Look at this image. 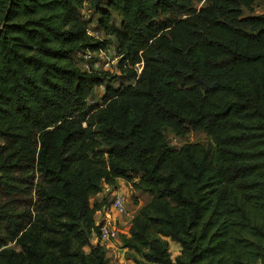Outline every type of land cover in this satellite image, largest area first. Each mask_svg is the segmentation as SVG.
<instances>
[{
  "label": "trees",
  "instance_id": "trees-1",
  "mask_svg": "<svg viewBox=\"0 0 264 264\" xmlns=\"http://www.w3.org/2000/svg\"><path fill=\"white\" fill-rule=\"evenodd\" d=\"M208 1L107 0L97 40L81 10L103 0H0V264H109L91 199L136 174L135 264H264V14ZM111 38L134 83L90 107L104 75L80 56Z\"/></svg>",
  "mask_w": 264,
  "mask_h": 264
},
{
  "label": "rangeland",
  "instance_id": "rangeland-1",
  "mask_svg": "<svg viewBox=\"0 0 264 264\" xmlns=\"http://www.w3.org/2000/svg\"><path fill=\"white\" fill-rule=\"evenodd\" d=\"M107 0H103L101 5L98 4H86L84 8L81 10L82 18L89 23L91 31H99V21L101 19V12L106 11ZM193 7L196 9H200L203 7H207L209 5L208 0H193ZM242 14L245 17L251 16H259L264 14V0H253L251 9H243ZM178 17H181L180 15ZM165 21L166 19H162L161 21ZM113 25L119 27L120 21L115 18L113 20ZM100 32V31H99ZM101 38L103 35L101 34ZM117 41L114 38H111V47L105 52V56L97 53L95 57H93L96 61L101 64V71L104 75V85L102 87H98L95 89L93 95L88 100V105L90 107L101 105L102 98L107 91L108 88L112 90H118L122 87L133 84L134 82L129 80L126 76L122 75L121 72L117 69L118 60L116 53ZM80 64L83 62L80 60ZM141 65L136 66L138 70V74L141 73ZM166 136L169 141V144L175 148H180L186 144H197L201 143L204 145L213 146L212 139L209 135L204 131H192L186 137L179 138L172 134L170 130H166ZM105 149V148H104ZM140 174L134 175V180L131 183L126 181H117V187L125 186L129 196V217H123L121 219L122 227L120 228V236L119 240L115 243L116 247L111 249V252H108L109 264H135L136 259H140L139 255L133 250L126 248L123 244V239L125 236L129 235V231L131 228V224L133 218L138 214L141 208H143L150 200L151 195L137 188L135 185L138 183ZM111 187L108 185H102V192L98 196H95L91 199V203L95 204L96 202H102L104 199L111 203L113 199V195L116 191H112ZM125 225V226H124ZM95 239L91 238V242H94ZM169 241V251L171 258L173 260L176 259L177 256L181 254V246L175 242ZM95 243V242H94ZM14 248V245L10 246ZM106 251H109L110 248L105 246ZM86 254H89L91 251V247L88 246L84 249Z\"/></svg>",
  "mask_w": 264,
  "mask_h": 264
},
{
  "label": "built area",
  "instance_id": "built-area-1",
  "mask_svg": "<svg viewBox=\"0 0 264 264\" xmlns=\"http://www.w3.org/2000/svg\"><path fill=\"white\" fill-rule=\"evenodd\" d=\"M89 35L94 37L97 40H101V34L98 31H89ZM107 51V50H106ZM106 51L99 52H87L80 56L81 65L87 71H101V64L96 61L93 57L97 53L105 56ZM119 62V58H116ZM129 196L125 186H120L117 188L116 192L113 195V199L109 209L104 208V212L98 214L96 226L98 227V234L93 236L95 243L92 242V245L100 244L102 247L108 246L110 251L112 248H115V243L119 240L120 228L122 227L121 219L123 217H129ZM125 226V225H124Z\"/></svg>",
  "mask_w": 264,
  "mask_h": 264
}]
</instances>
